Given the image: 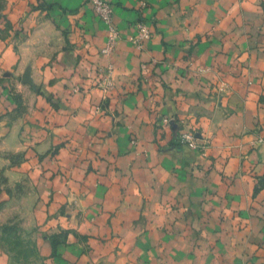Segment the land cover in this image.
Segmentation results:
<instances>
[{
    "label": "crops",
    "instance_id": "1",
    "mask_svg": "<svg viewBox=\"0 0 264 264\" xmlns=\"http://www.w3.org/2000/svg\"><path fill=\"white\" fill-rule=\"evenodd\" d=\"M34 1L0 0V28L23 27L0 37V170L32 186V222L88 235L56 256L45 237L49 264H264V0H108L107 55L88 0Z\"/></svg>",
    "mask_w": 264,
    "mask_h": 264
},
{
    "label": "rangeland",
    "instance_id": "2",
    "mask_svg": "<svg viewBox=\"0 0 264 264\" xmlns=\"http://www.w3.org/2000/svg\"><path fill=\"white\" fill-rule=\"evenodd\" d=\"M50 6V4H47L43 0H35L29 3V9L31 11L37 10L39 13L50 9ZM138 6L139 10L142 11L146 7V1L138 0ZM3 16L4 27L0 28L2 29L0 30L1 38L8 36L18 37L19 33H23V27L13 29L12 22L5 15ZM140 21L146 24L142 19L137 20V22ZM21 25L25 26L24 23ZM12 30H15V34L13 35L9 32ZM8 33L10 34L8 35ZM21 37L23 38L24 35L22 34ZM100 73L106 74L102 71ZM21 81L25 84L31 83L29 70H26ZM97 85L102 92L108 93L112 88L111 78L110 82H98ZM165 121L167 122L168 120L166 119ZM180 124L183 125L185 122H181ZM182 135H188L190 141H182ZM175 138L178 144L188 146L203 156L206 155L208 141L203 139L200 132L189 128H180ZM131 142L132 144H136L137 141L136 139H132ZM191 142L196 146L193 147ZM13 158H16L15 161L18 159L17 157ZM1 172L2 170H0V264H49L41 244V241L45 237L51 245L52 256L57 255L59 246L62 249V245L70 244L67 243L69 235L74 236V238L83 243L81 251L88 252L91 249L88 244V235L78 232L76 227L62 228L53 226L45 228L44 224L32 222L30 211L32 204L30 188L32 186L26 179L14 184H8L6 177ZM62 214H64V210L59 206L54 215L58 217ZM88 261L92 260L89 258Z\"/></svg>",
    "mask_w": 264,
    "mask_h": 264
},
{
    "label": "built area",
    "instance_id": "3",
    "mask_svg": "<svg viewBox=\"0 0 264 264\" xmlns=\"http://www.w3.org/2000/svg\"><path fill=\"white\" fill-rule=\"evenodd\" d=\"M93 11L99 17V19L106 26V40L101 52L105 55L114 51L117 41L120 39V33L117 26L113 22V7L108 0H88ZM150 39V31L147 25L140 21L134 25V33L127 37V40L137 49L144 48L146 41ZM106 74H101L100 82H110L112 66L109 64L106 67L101 68ZM101 84V83H100ZM182 141H190L188 135H182ZM192 146L196 145L192 143Z\"/></svg>",
    "mask_w": 264,
    "mask_h": 264
}]
</instances>
